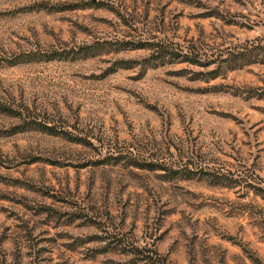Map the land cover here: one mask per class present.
I'll return each mask as SVG.
<instances>
[{"label":"rangeland","instance_id":"374dc122","mask_svg":"<svg viewBox=\"0 0 264 264\" xmlns=\"http://www.w3.org/2000/svg\"><path fill=\"white\" fill-rule=\"evenodd\" d=\"M0 264H264V0H0Z\"/></svg>","mask_w":264,"mask_h":264}]
</instances>
